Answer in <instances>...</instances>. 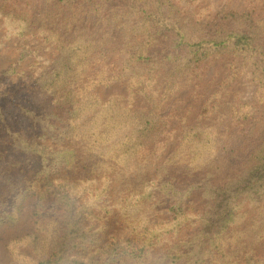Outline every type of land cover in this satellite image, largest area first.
Listing matches in <instances>:
<instances>
[{
  "label": "trees",
  "instance_id": "obj_1",
  "mask_svg": "<svg viewBox=\"0 0 264 264\" xmlns=\"http://www.w3.org/2000/svg\"><path fill=\"white\" fill-rule=\"evenodd\" d=\"M114 50L126 55L118 75L87 74ZM3 52L0 75L22 80L0 92L12 105L0 104V229L27 209L32 224L4 243L5 264H264V125L227 135L184 114L175 136L159 113L221 56L228 71L198 117L219 113L220 92L245 70L264 99V13L207 19L173 0H45L29 13L3 0ZM121 79L126 103L90 92ZM137 93L149 108L133 106ZM234 100L237 124L253 106Z\"/></svg>",
  "mask_w": 264,
  "mask_h": 264
},
{
  "label": "rangeland",
  "instance_id": "obj_2",
  "mask_svg": "<svg viewBox=\"0 0 264 264\" xmlns=\"http://www.w3.org/2000/svg\"><path fill=\"white\" fill-rule=\"evenodd\" d=\"M3 0H0V3ZM45 0H7L8 5H15L17 11L33 12L34 9L42 6ZM176 2L183 13H196L202 15L207 19L213 18L215 13L220 10L228 11H250L253 18L259 19L263 16V4L262 1L253 2L251 0H198L194 4H189L186 1L173 0ZM2 64L7 63V53L3 52ZM109 56L102 61L94 60L92 65L89 66L87 71L88 75H95L103 66L109 70V74L121 72V69L126 58L125 53L114 50L108 54ZM227 57L221 56L218 58H208L200 63L201 73L198 79L189 83L184 81L181 83L178 92L174 94L170 99L166 101L163 106V112L160 114H168L169 128L174 129L175 136L179 135L182 128L181 115L187 114L185 118L186 124H201V125H213L220 133L230 134L239 132L240 130L251 129L253 136L257 137L264 125V99L259 100L255 94V84L248 76V70L242 72L238 77L233 78L225 91L220 92L217 98L219 113L212 114L209 118L204 119L198 117V111L204 101H207L211 95L218 89L217 77H220L224 72L228 71L225 64ZM106 64V65H105ZM113 64V65H112ZM112 68L113 70H110ZM216 76V77H215ZM86 79V75L83 77ZM22 79L16 75H0V92L7 90H14L21 88L20 82ZM162 81V77L158 78V84ZM30 87V85H29ZM27 91H31L28 90ZM90 92L95 93L101 100H106L114 93L118 94L121 100L126 103L127 100V80L121 79L114 80L106 85L95 86ZM238 98L241 101H249L252 104V115L250 118L241 121L240 123L233 124L230 120V107L231 103ZM207 99V100H206ZM216 98L212 97V101ZM0 104L4 105L6 110H11L12 105L6 97H0ZM133 106L149 108V104L144 97L137 93L133 100ZM13 112H15V106H13ZM175 113L180 115L179 117L171 115ZM6 114V113H5ZM9 118V117H8ZM12 121L11 118H9ZM2 119L0 117V143L5 132ZM242 128V129H241ZM176 142V137L171 140V143ZM29 210L27 209L21 216L20 222L16 226L4 227L0 229V264H5L10 260L9 253L7 252L4 243L8 241L13 234H21L31 229L32 224L28 221ZM160 218H170L169 212H164L159 215Z\"/></svg>",
  "mask_w": 264,
  "mask_h": 264
}]
</instances>
